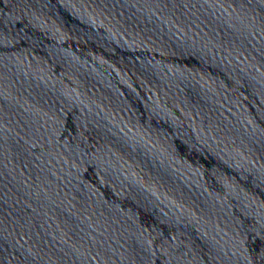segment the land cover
Returning a JSON list of instances; mask_svg holds the SVG:
<instances>
[{
	"label": "water",
	"instance_id": "obj_1",
	"mask_svg": "<svg viewBox=\"0 0 264 264\" xmlns=\"http://www.w3.org/2000/svg\"><path fill=\"white\" fill-rule=\"evenodd\" d=\"M0 250L264 264V0H0Z\"/></svg>",
	"mask_w": 264,
	"mask_h": 264
}]
</instances>
